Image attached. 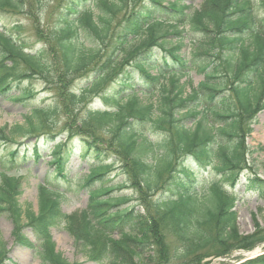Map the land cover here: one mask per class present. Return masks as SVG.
Here are the masks:
<instances>
[{
  "label": "trees",
  "instance_id": "trees-1",
  "mask_svg": "<svg viewBox=\"0 0 264 264\" xmlns=\"http://www.w3.org/2000/svg\"><path fill=\"white\" fill-rule=\"evenodd\" d=\"M144 1L68 0L57 10L48 48L35 55L0 32V94L39 74L49 85L58 80L57 90L69 97L61 102H68L66 116L89 94H101L107 107L89 110L83 117L74 114L63 127L67 136L52 146L48 164L54 170L40 185L37 213L19 204L20 179L0 171V214L12 220L16 244L33 251L41 264H70L56 251L51 236V229L61 224L96 264H205L208 258L251 250L264 241V228L258 223L253 234L239 232L234 210L238 197L226 190L244 184L264 199V180L245 174L249 130L244 131L240 117L264 109V0H203L199 8L196 0H149V5ZM31 2L0 0V11L23 10ZM184 34L191 41L190 60L179 54ZM40 36L44 42V33ZM168 37L179 45L174 47ZM155 50L167 51L173 65L168 56L161 65ZM128 66L138 71V80ZM92 68L98 76L83 96L69 92L75 80L69 77ZM191 72L205 80L187 94L182 80ZM17 91L19 101L33 98L30 89ZM51 114L34 109L24 124L0 128V140L41 133L50 128ZM199 115L202 119L186 126V120ZM209 115L218 119L216 126L208 121ZM152 130L162 131L163 139L151 141L145 133ZM48 136L51 140L52 134ZM76 149L89 166L81 178L66 173ZM40 152L37 143L36 162ZM10 159L18 163L25 158L14 151ZM188 159L191 167L182 166ZM208 169L221 173V178L205 177ZM113 172L124 182L108 186L106 177ZM72 181L86 191L90 202L88 209L66 216L59 205L64 197L60 189ZM127 190L130 194L122 193ZM115 191L122 194L114 195ZM159 192L163 195L155 199ZM26 228L34 240L27 238ZM7 254L0 231V264H7ZM242 264H264V255Z\"/></svg>",
  "mask_w": 264,
  "mask_h": 264
},
{
  "label": "rangeland",
  "instance_id": "rangeland-1",
  "mask_svg": "<svg viewBox=\"0 0 264 264\" xmlns=\"http://www.w3.org/2000/svg\"><path fill=\"white\" fill-rule=\"evenodd\" d=\"M65 2L66 0H43L39 11H36L35 6H31L32 8H30L29 5H26L23 10L8 9L0 11V31L20 42V45L24 46L26 51L35 54L44 47L48 48L47 40L50 32L54 29L57 10ZM202 2L203 0H197L195 3L196 8H199ZM260 13L262 12L260 11ZM17 24H21L23 28L15 30L13 27ZM41 32L45 36L44 42L39 40ZM186 43L188 44L189 42L187 41ZM190 52L189 47L182 49V54L184 53L186 58L190 56ZM103 60L101 58L98 64H102ZM93 69L95 68L90 69L82 76L69 77L75 78L72 83H69V92H73L77 96H83V92L90 85V82L98 76ZM189 79L191 86L197 87L204 80V77L203 75L191 73ZM58 86H60L58 80L55 81V84L49 85L45 78L36 74L19 83H14L13 88L9 92L0 95V128L5 126L10 128L24 123L28 119L31 108L38 107L46 110H55L57 108V112L48 117L47 126L51 129L43 128L41 133L34 136L30 135L26 139L19 137L15 141L9 142L0 140V171L22 180L20 190L22 195L19 197L18 202L24 209H32L35 212H38L39 201L42 197L39 184L53 170V167H50L48 164L51 160V148L54 144L64 141L67 136V133L63 130L65 124L74 120V114L83 117L89 110L103 111L107 109L101 99V94H89L79 105H72L69 109L70 112L66 116L64 104H68V102H64V104L61 102L62 100L69 101V97L62 96L57 90ZM18 88L33 90L35 97L25 101H18L17 98L20 96V91H17ZM189 88L188 86L186 89L187 93H189ZM250 88L251 96L254 97L256 95L255 84ZM110 89V87L105 88V91H109ZM144 97L148 100L147 96ZM209 120L214 125L218 124V119L215 120L214 117H210ZM193 122L194 119H188L185 124L187 127H192ZM243 122L245 130H247L248 126L252 127V133L250 135L246 134L245 137L246 144L248 145L249 165L245 174L249 175V172L255 173L254 175L264 178V111L258 112L248 118L245 117ZM48 134H52L51 140L48 138L50 137ZM145 135L155 142L163 139L164 133L152 130L146 132ZM37 142L40 144V154L42 156L38 163L35 161L33 149V145ZM14 151L18 152V157H24L25 160H19L18 163L11 161L10 153ZM108 162H113V159ZM87 163L79 150L76 149L66 172L69 174H79L78 177H82V175L88 173L89 166H87ZM188 163V160H183L184 165ZM205 177L210 180H219L221 173L209 169ZM122 182H124L123 177L116 176V172L106 177L108 186H117ZM227 189L229 192L233 191L231 187H227ZM61 190L65 194V201L60 205L63 215L71 216L77 214L79 208L86 207L87 195L83 189L68 183ZM235 191L239 198L236 205L239 232L245 235L254 231L256 232V222L260 223L262 228H264V199H261L257 193L247 191L244 184H240ZM122 193L130 194V190ZM122 193L115 191L113 194L120 195ZM162 195L163 192H159L155 199L160 198ZM0 231L8 251L7 264H41L33 251L16 244L13 236L14 224L7 214H0ZM24 231L27 238L30 240L35 239L30 228H26ZM51 236L56 243L57 251L71 264H94L86 257L85 249L77 247L75 240L66 231L64 224L51 229ZM117 238L116 234L112 236L114 240ZM237 257L240 259H237ZM241 259L243 260V257H240L238 252H235L229 257L221 259L211 257L205 262L210 261L211 263L209 264H236Z\"/></svg>",
  "mask_w": 264,
  "mask_h": 264
}]
</instances>
